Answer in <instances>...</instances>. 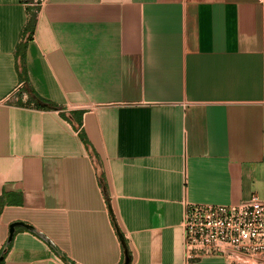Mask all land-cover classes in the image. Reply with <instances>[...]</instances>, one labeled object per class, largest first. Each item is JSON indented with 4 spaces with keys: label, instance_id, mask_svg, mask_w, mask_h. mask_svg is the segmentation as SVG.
I'll return each mask as SVG.
<instances>
[{
    "label": "crops",
    "instance_id": "obj_1",
    "mask_svg": "<svg viewBox=\"0 0 264 264\" xmlns=\"http://www.w3.org/2000/svg\"><path fill=\"white\" fill-rule=\"evenodd\" d=\"M252 194L264 0H0V264H230L186 259L185 205Z\"/></svg>",
    "mask_w": 264,
    "mask_h": 264
},
{
    "label": "built area",
    "instance_id": "obj_2",
    "mask_svg": "<svg viewBox=\"0 0 264 264\" xmlns=\"http://www.w3.org/2000/svg\"><path fill=\"white\" fill-rule=\"evenodd\" d=\"M182 228L189 261L218 256L230 264H264V200L256 194L233 205L187 203Z\"/></svg>",
    "mask_w": 264,
    "mask_h": 264
},
{
    "label": "trees",
    "instance_id": "obj_3",
    "mask_svg": "<svg viewBox=\"0 0 264 264\" xmlns=\"http://www.w3.org/2000/svg\"><path fill=\"white\" fill-rule=\"evenodd\" d=\"M28 10L30 12V18L28 20L27 25L24 28V34H23V39L22 42L20 43V45L18 46V58H19V63L22 66L21 70H20V77L25 81V77H26V70L24 67V57H25V48H26V44L28 42V40H30L32 38V33H33V29H34V25H35V19H36V9H34L35 11H32L31 7H28ZM34 105L36 107L39 108H53V105L48 104L44 105V102L42 101V99H40L38 96L34 97ZM82 139L84 140V143L86 145H88L87 139L86 137L83 135V133H80ZM124 250H126V247L124 245Z\"/></svg>",
    "mask_w": 264,
    "mask_h": 264
},
{
    "label": "water",
    "instance_id": "obj_4",
    "mask_svg": "<svg viewBox=\"0 0 264 264\" xmlns=\"http://www.w3.org/2000/svg\"><path fill=\"white\" fill-rule=\"evenodd\" d=\"M19 225H24V224H22V223H18V222H15V223H12V224L10 225L8 241L11 240V238H12V236H13V234H14V231H15V227H16V226H19ZM27 227H28V226H27ZM0 258H1V257H0Z\"/></svg>",
    "mask_w": 264,
    "mask_h": 264
},
{
    "label": "rangeland",
    "instance_id": "obj_5",
    "mask_svg": "<svg viewBox=\"0 0 264 264\" xmlns=\"http://www.w3.org/2000/svg\"><path fill=\"white\" fill-rule=\"evenodd\" d=\"M36 7H37V6H35V5L32 6V11H33V12L35 11L34 9H36Z\"/></svg>",
    "mask_w": 264,
    "mask_h": 264
}]
</instances>
